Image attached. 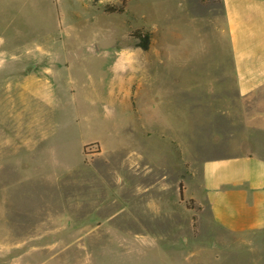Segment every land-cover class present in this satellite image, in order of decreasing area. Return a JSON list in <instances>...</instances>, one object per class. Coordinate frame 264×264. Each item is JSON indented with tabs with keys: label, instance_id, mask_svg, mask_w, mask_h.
I'll return each instance as SVG.
<instances>
[{
	"label": "rangeland",
	"instance_id": "1",
	"mask_svg": "<svg viewBox=\"0 0 264 264\" xmlns=\"http://www.w3.org/2000/svg\"><path fill=\"white\" fill-rule=\"evenodd\" d=\"M109 1L116 2L0 0V195L18 219L45 218L48 205L61 208L64 190L72 203L90 206L98 183L88 158L98 148L84 143H129L134 109L150 105L161 123L166 110L167 133L158 141L154 129L157 141L145 147L152 157L149 225H124L125 211L115 221L151 240L110 241L95 227H40L37 244L23 243V250H37L23 264H264V234L252 242L239 238L213 223L192 195L202 159L239 153L253 142L242 114L248 102L234 97L232 83L230 99L192 92L207 70L230 69L219 1L129 0L127 10L108 12ZM212 61L224 66H197ZM175 62H183L182 72ZM16 145L26 155L21 163L2 157ZM125 145L113 154L125 156ZM48 148L66 150L58 159L82 167L50 182L47 173L54 178L69 164L40 153ZM3 222L0 206V237ZM51 230L52 236L42 233Z\"/></svg>",
	"mask_w": 264,
	"mask_h": 264
},
{
	"label": "crops",
	"instance_id": "2",
	"mask_svg": "<svg viewBox=\"0 0 264 264\" xmlns=\"http://www.w3.org/2000/svg\"><path fill=\"white\" fill-rule=\"evenodd\" d=\"M218 1L222 13V31L231 54L230 69L207 70L204 80H199L198 87H193L192 92L195 89H206L207 95L211 92L215 94L214 98L230 99L228 93L232 83L234 97L248 102L249 107L244 108L242 114L245 116L244 124L251 139L253 137V142L250 141L249 148L242 152L202 159L199 164L198 185L192 195L196 202L207 207L213 223L235 233L239 238L247 239V242H252L257 233L264 234V0ZM109 3L122 5L125 11L129 0L125 4L121 1L119 3V0ZM182 63L175 62L176 68L180 67L181 72L184 66ZM33 66L28 70V74L32 72ZM197 66L219 68L224 66V62H205ZM182 95L178 111L182 107ZM192 97L195 98V95ZM151 109L150 105L147 108L134 109L133 115L137 118V124L133 125L136 130H131L132 134L126 136L129 143H111L107 147L99 140L84 143L83 146L95 144L98 148V152H92L88 158L98 183V196L90 206L72 203L68 198L69 192L66 193L64 190L61 194V208L55 209L54 206L48 205L45 218L18 219L9 216L11 205L3 201L0 195L2 200L0 206L4 209L0 264H23L24 257L37 253L33 246L23 250V243L37 244L40 227L59 226L67 231L72 227H95L98 231L103 229L108 233L110 241L151 240L149 233L143 231L131 234L130 231L120 229V224L115 221V218L125 211V215H130V222L124 225L140 228L149 225L145 222V217L148 221L152 203L150 180L152 157L145 147L147 148V143L157 141L155 136L152 139L151 133L154 129L159 130L158 141L165 140L167 133L166 110L161 123V112ZM31 126H28L30 130L41 131V134L48 131L43 126L35 128ZM17 127H20L19 130L22 129L21 124ZM115 136L118 137V131ZM125 144H129L125 156L113 154L123 149ZM40 153L51 155L54 161L63 160L65 164H69L65 158L58 159L66 150L61 152L48 148L40 149ZM24 156L26 155L17 145L13 152L9 154L5 152L2 155L8 160L20 163ZM80 167L82 166L79 164H69L61 175L53 178V175L47 173L46 179L50 182L59 181L60 178L63 180L73 175ZM1 190L0 188V192ZM108 205H113L116 209H109ZM38 211L36 210V213ZM24 226L30 229L24 232ZM42 233L52 236L54 230Z\"/></svg>",
	"mask_w": 264,
	"mask_h": 264
},
{
	"label": "trees",
	"instance_id": "3",
	"mask_svg": "<svg viewBox=\"0 0 264 264\" xmlns=\"http://www.w3.org/2000/svg\"><path fill=\"white\" fill-rule=\"evenodd\" d=\"M105 9L108 12H120V11L122 12L123 11L122 5H109V4H107L105 6Z\"/></svg>",
	"mask_w": 264,
	"mask_h": 264
}]
</instances>
